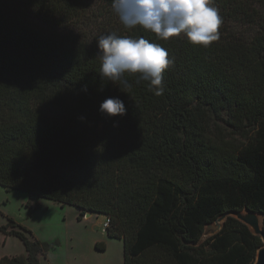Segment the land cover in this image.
<instances>
[{
	"label": "trees",
	"instance_id": "1",
	"mask_svg": "<svg viewBox=\"0 0 264 264\" xmlns=\"http://www.w3.org/2000/svg\"><path fill=\"white\" fill-rule=\"evenodd\" d=\"M111 5L0 0V186L105 215L123 264H252L262 240L234 216L202 235L243 209L264 228V0H214L223 23L207 47L128 31ZM110 32L167 49L162 95L138 75L101 79ZM116 96L126 114H100ZM0 229L25 248L0 264H41L47 243L12 219Z\"/></svg>",
	"mask_w": 264,
	"mask_h": 264
},
{
	"label": "clouds",
	"instance_id": "2",
	"mask_svg": "<svg viewBox=\"0 0 264 264\" xmlns=\"http://www.w3.org/2000/svg\"><path fill=\"white\" fill-rule=\"evenodd\" d=\"M112 10L128 31L143 28L158 38L167 40L183 35L193 45L209 46L220 37L223 23L214 0H112ZM100 60L101 79L113 85H131L125 74L138 75V82L148 83V90L156 96L165 91L164 72L173 64L166 48L158 43L130 35L110 32L96 42ZM87 92V86H82ZM100 114L122 117L126 114L125 102L108 97L100 104ZM81 121L85 117H79Z\"/></svg>",
	"mask_w": 264,
	"mask_h": 264
},
{
	"label": "rangeland",
	"instance_id": "3",
	"mask_svg": "<svg viewBox=\"0 0 264 264\" xmlns=\"http://www.w3.org/2000/svg\"><path fill=\"white\" fill-rule=\"evenodd\" d=\"M9 219L49 245L41 264H123V242L108 236L103 214L86 217L75 206L0 186V227ZM4 256H25V248L17 236L0 229Z\"/></svg>",
	"mask_w": 264,
	"mask_h": 264
},
{
	"label": "water",
	"instance_id": "4",
	"mask_svg": "<svg viewBox=\"0 0 264 264\" xmlns=\"http://www.w3.org/2000/svg\"><path fill=\"white\" fill-rule=\"evenodd\" d=\"M90 212H86L85 216L88 217ZM228 215L234 216L244 224H246L253 234L260 236L262 240V245L258 247L255 255V259L252 264H264V228H263V217L262 214L258 212H254L248 209H243L240 211H228L226 213L218 216L212 223L206 224L205 229L202 235V239L204 236H211L221 230L223 226V222ZM261 219V223H260Z\"/></svg>",
	"mask_w": 264,
	"mask_h": 264
},
{
	"label": "built area",
	"instance_id": "5",
	"mask_svg": "<svg viewBox=\"0 0 264 264\" xmlns=\"http://www.w3.org/2000/svg\"><path fill=\"white\" fill-rule=\"evenodd\" d=\"M108 225H109V218H107V217L105 216V221H104V223H103V228H104V230H105V228H106Z\"/></svg>",
	"mask_w": 264,
	"mask_h": 264
},
{
	"label": "bare ground",
	"instance_id": "6",
	"mask_svg": "<svg viewBox=\"0 0 264 264\" xmlns=\"http://www.w3.org/2000/svg\"><path fill=\"white\" fill-rule=\"evenodd\" d=\"M260 223H261V219H260Z\"/></svg>",
	"mask_w": 264,
	"mask_h": 264
}]
</instances>
